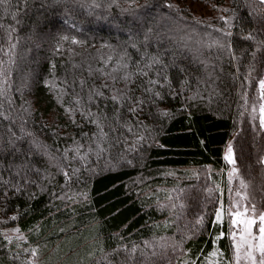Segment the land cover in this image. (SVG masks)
<instances>
[{"label":"trees","instance_id":"1","mask_svg":"<svg viewBox=\"0 0 264 264\" xmlns=\"http://www.w3.org/2000/svg\"><path fill=\"white\" fill-rule=\"evenodd\" d=\"M204 1L209 17L197 16L191 0H12L0 6V24L15 29L12 115L17 126L23 117L32 133L26 139L40 145L27 158L11 155L8 145L0 151V264H122L134 246L150 254L145 241L175 246L153 258L155 264H182L189 253L190 260L206 253L230 144L239 170L234 184L243 179L249 198L264 210V130L242 99L247 92L251 102L255 94L235 78L236 67L245 73L251 51L264 41V5ZM5 28L2 47L8 46ZM228 31L232 35L224 36ZM250 32L255 40L243 39ZM153 57L160 63L145 68ZM123 64L128 68L112 71ZM256 69L264 75L260 63ZM113 95L126 99L115 105ZM89 110L112 146L73 161L79 171L64 169L68 179L61 171L64 150L79 142L86 151L97 132ZM28 146L18 142L21 151ZM163 187L175 200L172 210L146 193ZM14 226L42 246L40 260L8 246L1 232ZM220 245L224 249L225 240Z\"/></svg>","mask_w":264,"mask_h":264},{"label":"snow or ice","instance_id":"2","mask_svg":"<svg viewBox=\"0 0 264 264\" xmlns=\"http://www.w3.org/2000/svg\"><path fill=\"white\" fill-rule=\"evenodd\" d=\"M12 3V0H0V6L7 8L9 4ZM260 5H264V0H259ZM167 7H172L171 5H167ZM15 18V16H13ZM223 19V18H222ZM226 24H229L231 27V22L225 20ZM0 28H5L4 25L0 24ZM15 29H8L5 28L8 36V46L2 47L0 46V53L3 54L0 57V121H7V124L0 123V151H3L6 145L10 146V154L15 155L17 152L20 153L22 157H29L33 153V149L39 148L40 145L35 140H27L32 136L31 132H27L24 128L26 121L23 117H19L20 120L19 125L17 126V118L13 117L12 115V104L13 101L11 96L9 95L11 89V67L14 65L15 60V48L16 44L12 42V32ZM217 31H222L217 29ZM224 36H231L232 33L230 31L223 32ZM254 32L248 33L246 36L243 37L245 40H255ZM67 39V37H64ZM73 43H77L75 39L72 41ZM214 45L219 48H229L230 45L222 44L219 41H215ZM211 46V45H210ZM258 52H264V41L258 42V47L256 50L251 51L250 56L253 63L248 65V70L241 74L240 66L236 67V74L235 78L241 80V87H247L253 91L254 98L251 102L248 99V93L245 92L242 95V99L244 101V106L247 108H251V117L252 120H258V127L261 130H264V75L257 76L256 72V64L260 63L262 68H264V55L257 58ZM229 55L232 57L233 60H239L240 57H237L234 52L229 50ZM3 57H7L4 59ZM111 58H109V61ZM160 61L156 58H152L151 64H146L145 68L151 69L153 65L159 64ZM127 69L128 65L123 64L118 67L112 69L113 72H118L121 69ZM138 75L141 76H148V72L144 69L138 70ZM131 77L130 73L125 74L122 79L128 81ZM115 79V78H114ZM253 81L258 87L253 85ZM151 84H157L159 81L156 80H149ZM147 91V89H146ZM95 96L103 97L104 93L96 91L93 93ZM155 95L159 96V93ZM92 99V96H89V100ZM112 102L115 105H120L123 99H126L120 95H113L110 97ZM81 102L80 100L76 101V104L79 105ZM137 103H143V101H138ZM5 104L8 107H5ZM27 111V109H25ZM73 111V109H69V112ZM129 111L135 112L137 111L136 107H130ZM89 117H92L91 122L96 124L97 132L94 133L89 139L91 143L87 146L86 151L84 144H80L76 142V147L71 149H65L62 155V159L66 161L64 167L61 169L63 175L71 179L69 171L64 170L67 168H71L73 161L77 162H84L86 161L88 155L90 153H95L96 155L100 156L104 152L108 151V149L112 146L109 141V132L105 131V127L100 119L95 117V114L91 113L89 110L88 113ZM14 127L18 128L14 130ZM255 127V125H254ZM115 129H110V131H114ZM131 131V129H129ZM19 132V134H18ZM86 136L88 134H85ZM18 142H28V148L21 151L20 147H18ZM69 153H72L70 156ZM224 159L230 163L235 165L236 161L234 159L233 154V147L230 144L228 146L227 154L225 155ZM72 173L79 171L77 168H71ZM239 170L237 168H233L232 174L238 175ZM232 174H230V179ZM240 188L246 190L247 184L244 182L243 179L239 180ZM237 199L232 202L227 209L223 208L221 205L220 210L216 212V221L221 222L224 215H227L229 218V230L228 236L230 239L229 248L231 249L232 255L225 259L223 253L217 251H213L209 258L204 261V264H264V210L258 209L256 203L251 200L246 191L245 194H241L240 191L236 192ZM15 219V217H13ZM224 233H221L223 236ZM220 237H217L219 239ZM169 247H172L174 250L175 246L169 245L167 242L161 243L156 242L153 244L150 241L144 242L145 249H152L151 253L148 254L144 250L140 249L139 246H134L131 249H126L125 251L128 252L126 259L122 262V264H155L153 258L160 257L163 258L167 255V250ZM160 249L162 251H157ZM137 253H139V258L137 257ZM33 255H35V250H33ZM216 258V259H212ZM185 264H194V262L188 261Z\"/></svg>","mask_w":264,"mask_h":264},{"label":"rangeland","instance_id":"3","mask_svg":"<svg viewBox=\"0 0 264 264\" xmlns=\"http://www.w3.org/2000/svg\"><path fill=\"white\" fill-rule=\"evenodd\" d=\"M185 1H189V0H184V2ZM191 1H192L191 8L197 16L209 17L212 14L210 3H208L207 1H204V0H191ZM227 150H228V147L226 148L224 157L227 154ZM234 167L235 165L230 164L226 161V168L224 169V178H223L222 184H220L221 193H220V206L218 210H220L221 205H223L224 209H227L229 205L237 199L236 192L240 190V186H239L240 183L238 182L239 187H237L236 184H234L235 181H237L239 178L237 174H232V170ZM230 174H232L231 179H230ZM236 187L238 188V190L234 192ZM164 190L166 191L168 190V191L163 192ZM245 191L246 193H249L247 189L240 190L242 195L245 194ZM146 193L152 196L153 201L161 205L164 209L172 210L176 206L175 200H173L172 197L169 198L171 194H170V190L167 188L163 187V189L160 188V190L158 189L157 191L148 190L146 191ZM247 195L249 197V194ZM76 200H79V198H77ZM196 223L198 224V222ZM228 230H229V218L227 215L223 216L221 222H217L215 218V232L213 233L214 237L211 238L213 240L212 249L207 251L206 253H203V254L195 256L194 258H191L192 260H190V253H189L187 255L188 256L187 259H182L183 260L182 264H185V262H188V261L194 262V264H204V261L209 258L210 254L213 251H217V250L223 253L225 259L229 258L232 255V252H231V249L229 248L230 239L228 236ZM222 232L224 233L223 236H221ZM1 233H2V236L8 242V246L11 247V249L14 252H16L17 254L28 255L32 260H35L36 257L37 259L40 260L39 254L40 253L43 254L42 246L30 243L27 234L21 232L18 226L4 229ZM217 237H220V238L217 239ZM224 240H225V248L223 249L220 245V242L222 243ZM33 250H35V255L32 254ZM212 259H216V258H212Z\"/></svg>","mask_w":264,"mask_h":264}]
</instances>
